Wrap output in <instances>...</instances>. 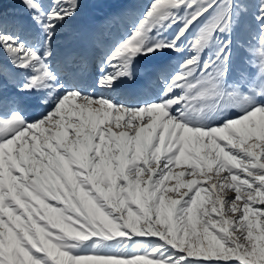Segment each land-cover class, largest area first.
<instances>
[{"label":"snow or ice","instance_id":"1","mask_svg":"<svg viewBox=\"0 0 264 264\" xmlns=\"http://www.w3.org/2000/svg\"><path fill=\"white\" fill-rule=\"evenodd\" d=\"M0 264H264V0H0Z\"/></svg>","mask_w":264,"mask_h":264}]
</instances>
